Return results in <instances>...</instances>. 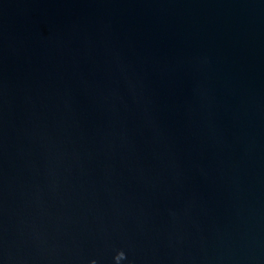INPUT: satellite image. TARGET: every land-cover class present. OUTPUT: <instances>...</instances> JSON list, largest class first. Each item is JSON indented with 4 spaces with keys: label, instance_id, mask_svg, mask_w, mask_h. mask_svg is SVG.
<instances>
[{
    "label": "water",
    "instance_id": "water-1",
    "mask_svg": "<svg viewBox=\"0 0 264 264\" xmlns=\"http://www.w3.org/2000/svg\"><path fill=\"white\" fill-rule=\"evenodd\" d=\"M0 264H264V0H0Z\"/></svg>",
    "mask_w": 264,
    "mask_h": 264
}]
</instances>
